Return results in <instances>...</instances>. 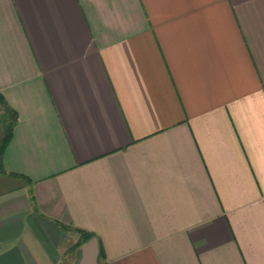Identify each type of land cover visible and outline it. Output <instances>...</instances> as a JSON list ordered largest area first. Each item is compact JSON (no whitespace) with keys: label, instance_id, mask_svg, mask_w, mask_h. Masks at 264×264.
I'll list each match as a JSON object with an SVG mask.
<instances>
[{"label":"crops","instance_id":"crops-1","mask_svg":"<svg viewBox=\"0 0 264 264\" xmlns=\"http://www.w3.org/2000/svg\"><path fill=\"white\" fill-rule=\"evenodd\" d=\"M0 92V264H264V0H0Z\"/></svg>","mask_w":264,"mask_h":264},{"label":"trees","instance_id":"trees-1","mask_svg":"<svg viewBox=\"0 0 264 264\" xmlns=\"http://www.w3.org/2000/svg\"><path fill=\"white\" fill-rule=\"evenodd\" d=\"M0 111H1V120L4 125L5 129V138L3 142L2 149L0 151V170L3 171L2 167V157L4 154V151L9 144L10 140L12 139L13 136V131L14 127L18 121V114L17 112L9 105L5 97L2 95L0 92ZM92 236L91 235H86L84 237V240L82 243H86L89 240H91Z\"/></svg>","mask_w":264,"mask_h":264},{"label":"water","instance_id":"water-1","mask_svg":"<svg viewBox=\"0 0 264 264\" xmlns=\"http://www.w3.org/2000/svg\"><path fill=\"white\" fill-rule=\"evenodd\" d=\"M81 260L79 264H99L97 241L91 239L83 244L80 248Z\"/></svg>","mask_w":264,"mask_h":264}]
</instances>
